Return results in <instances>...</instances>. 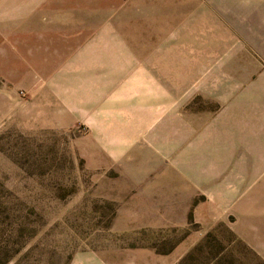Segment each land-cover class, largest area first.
Returning a JSON list of instances; mask_svg holds the SVG:
<instances>
[{
	"label": "rangeland",
	"instance_id": "rangeland-1",
	"mask_svg": "<svg viewBox=\"0 0 264 264\" xmlns=\"http://www.w3.org/2000/svg\"><path fill=\"white\" fill-rule=\"evenodd\" d=\"M100 4L0 0V264H264V0Z\"/></svg>",
	"mask_w": 264,
	"mask_h": 264
},
{
	"label": "crops",
	"instance_id": "crops-1",
	"mask_svg": "<svg viewBox=\"0 0 264 264\" xmlns=\"http://www.w3.org/2000/svg\"><path fill=\"white\" fill-rule=\"evenodd\" d=\"M48 7L55 6L56 8H60L61 12L66 11V17L76 15V12H80V16L82 18H95L99 16L101 11V2L102 1H110V0H44ZM148 2L152 1H161L164 2L160 13L163 18H180V12L182 9L186 12V10L190 8L210 11L212 10V6L210 3L212 0H147ZM35 2V1H34ZM183 3V4H182ZM35 4V3H34ZM199 6V7H198ZM168 12V13H166ZM171 12V13H170ZM166 16V17H165ZM185 16H189V14H185ZM152 19V18H151ZM140 27L135 26H94L92 31H89L92 38H89L91 42L87 44H83L88 46L89 49L98 50L102 47L100 43L101 37L100 34L109 33H131L139 30ZM165 27H146L148 33H153L150 31H160L164 30ZM85 32V31H84ZM164 33V31H162ZM158 32V33H162ZM89 40V41H90ZM85 42L83 41L71 44H81ZM250 192L252 194L251 201L254 206V217L249 219V223L254 228H249V225H245L243 232H238L237 236L242 241L248 243L253 251L259 256L260 259L264 261V189H251ZM245 192V191H244ZM243 192V193H244ZM246 200H250L247 197H244ZM258 212V213H257ZM257 226L262 227V229H255ZM253 230V231H252ZM239 231V230H238ZM241 231V230H240Z\"/></svg>",
	"mask_w": 264,
	"mask_h": 264
}]
</instances>
